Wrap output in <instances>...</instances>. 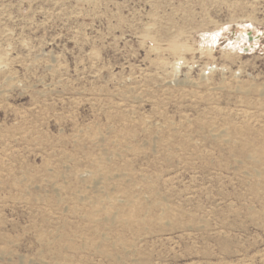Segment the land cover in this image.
<instances>
[{
	"label": "rangeland",
	"instance_id": "obj_1",
	"mask_svg": "<svg viewBox=\"0 0 264 264\" xmlns=\"http://www.w3.org/2000/svg\"><path fill=\"white\" fill-rule=\"evenodd\" d=\"M0 264H264V0H0Z\"/></svg>",
	"mask_w": 264,
	"mask_h": 264
}]
</instances>
